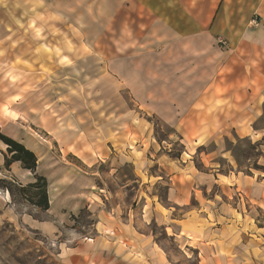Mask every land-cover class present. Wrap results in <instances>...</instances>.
<instances>
[{"label": "crops", "instance_id": "obj_1", "mask_svg": "<svg viewBox=\"0 0 264 264\" xmlns=\"http://www.w3.org/2000/svg\"><path fill=\"white\" fill-rule=\"evenodd\" d=\"M57 18L99 22L118 42L27 85L1 80L0 135L35 168L0 139V224L47 239L58 264H264V173L157 157L142 123L180 131L233 85L264 104V0H0V70L9 37ZM39 178L46 210L5 190L31 196Z\"/></svg>", "mask_w": 264, "mask_h": 264}, {"label": "rangeland", "instance_id": "obj_2", "mask_svg": "<svg viewBox=\"0 0 264 264\" xmlns=\"http://www.w3.org/2000/svg\"><path fill=\"white\" fill-rule=\"evenodd\" d=\"M104 24L106 28L111 23ZM99 28H102L99 22H65L59 18L41 21L39 31L34 34L25 26L6 41L3 59H7L8 67L12 69L0 70V84L1 80L4 83L7 80L11 85H27L64 63L78 61L88 50L93 52L92 58L97 57L95 51L110 55L117 45L118 34L116 31L108 34L96 31ZM83 34H86L85 39ZM11 85H0V92L7 93L6 88L9 90ZM71 88L78 90L80 87ZM239 91V86L234 85L221 90L217 88L214 99L199 103L184 120L180 131L145 116L142 123L148 133L144 138L154 147L157 157L171 159L177 164V160L193 162L196 167L205 163L223 174L230 171L247 176L264 173V104L255 109L251 89L248 88L244 99ZM72 104L80 106L79 101ZM25 195L28 194L13 190L17 202L26 200ZM89 222L82 219L78 227L85 228ZM157 234L160 237V231ZM0 264L58 263L47 239L26 229L0 224Z\"/></svg>", "mask_w": 264, "mask_h": 264}, {"label": "trees", "instance_id": "obj_3", "mask_svg": "<svg viewBox=\"0 0 264 264\" xmlns=\"http://www.w3.org/2000/svg\"><path fill=\"white\" fill-rule=\"evenodd\" d=\"M0 139L8 147V152L12 153L11 160L20 161L24 168L34 170L35 168V157L32 153L25 150L21 145L3 137L0 135ZM28 189L35 190L31 193V196L25 195L27 201L32 203L31 198H36L35 205L43 210L47 209V197H46V185L45 181L41 178L37 179V182L30 185ZM10 194H13V190L8 186L6 189ZM21 193H27V189H17Z\"/></svg>", "mask_w": 264, "mask_h": 264}]
</instances>
